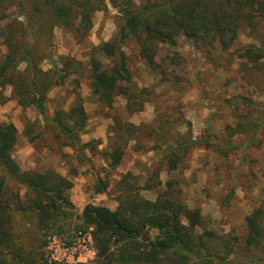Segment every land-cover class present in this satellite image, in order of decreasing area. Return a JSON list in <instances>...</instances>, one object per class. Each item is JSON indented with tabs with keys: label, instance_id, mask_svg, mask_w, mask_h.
<instances>
[{
	"label": "trees",
	"instance_id": "16d2710c",
	"mask_svg": "<svg viewBox=\"0 0 264 264\" xmlns=\"http://www.w3.org/2000/svg\"><path fill=\"white\" fill-rule=\"evenodd\" d=\"M108 1L121 16L118 34L94 48L89 62L91 92L102 107L111 108L116 95L125 97L129 115L141 113L150 103L148 89H138L132 82L130 58L123 50L130 45L137 49L138 61L176 88L179 78L169 79L156 62L160 45L174 46L175 39L182 36L216 66L212 53L217 45L232 44L243 27L261 48L247 49L239 58L253 69H264V27L258 28L264 24V0H141L140 6L136 0ZM11 5L17 14L4 16ZM104 9V0H0V42L6 48L0 61V105L10 100L4 92L11 88V99L18 106L33 107L45 118L47 93L70 76L66 66L41 70L42 62L50 59L53 30L62 28L81 43L92 29L91 13ZM3 20L7 22L2 24ZM97 53L110 59L109 71L97 60ZM181 59L176 53L168 65H179ZM244 105L253 108L248 100ZM86 118L82 100L76 96L68 111H58L51 120L53 130L70 140L79 153L94 147V142L78 143L77 134L85 128ZM179 125L190 126L181 117L171 121L162 114L151 124L137 126L115 120L105 156L112 168L117 167L130 142L134 143L133 151L141 152L147 138L152 150L161 154L167 171H175L188 151L197 146L190 137L174 132ZM237 126L238 131L244 128L243 123ZM16 135L12 124L0 123V264H47L42 255L35 258V252L45 247L38 244L39 234L47 228L48 215L55 216L60 205L69 203L64 193L70 185L54 172H22L11 156ZM160 186L150 179L141 190ZM175 186L168 181L164 192L150 202L140 197L139 189L132 190L126 184L116 210L86 206L81 220L86 229H92L96 254L92 264H236L237 250L252 257L244 260L248 264H264V209H255L245 218L247 237L241 247L237 238L204 229L201 212L188 209Z\"/></svg>",
	"mask_w": 264,
	"mask_h": 264
},
{
	"label": "rangeland",
	"instance_id": "374dc122",
	"mask_svg": "<svg viewBox=\"0 0 264 264\" xmlns=\"http://www.w3.org/2000/svg\"><path fill=\"white\" fill-rule=\"evenodd\" d=\"M104 4V10L91 13L92 29L81 43L62 28L53 30L50 59L42 62L41 70L66 66L70 76L47 93L45 118L33 107L18 106L11 99V88L4 92L10 100L0 105V123L12 124L17 131L11 156L20 170L54 172L70 185L64 193L69 203L60 205L55 216L48 215L47 228L40 232L38 241L45 247L35 252V258L42 255L47 264L94 263L92 229H86L81 220L84 208L116 210L126 184L132 190L139 189L143 199L154 202L168 181L175 182L188 209L201 212L204 229L237 238V244L243 247L247 237L245 218L255 209H264V69H253L239 55L247 49H260L259 42L247 29L239 28L232 44L217 45L212 53L216 66L182 36L175 39L174 46L160 45L156 62L169 79L179 78L176 88L135 58V46L125 47L132 82L138 89H148L146 98L150 100L141 113L129 115L124 96L116 95L108 109L97 103L90 88L91 52L117 36L121 18L108 0ZM136 4L140 6L141 0ZM15 10L9 6L4 16H15ZM263 27V23L258 25L260 30ZM5 53L0 42V61ZM176 53L182 58L179 65H168V59ZM96 58L105 70L111 69L110 59L100 53ZM23 68L21 65L20 70ZM76 96L82 100L87 117L85 128L77 134L78 143L82 146L94 142V147L80 153L70 140L53 130L51 123L58 111L66 112L75 104ZM245 100L253 108H247ZM159 114L171 121L181 117L188 122L189 128L179 125L174 132L197 143L178 169L168 172L161 154L152 150L153 144L147 138L143 140L145 151H133L134 143L130 142L120 164L112 168L105 154L109 152L107 144L114 121L136 126L151 124ZM239 123L244 124L241 131ZM150 179L161 186L141 190ZM19 193L24 199L25 191L21 189ZM236 253V264H248L252 258L239 250Z\"/></svg>",
	"mask_w": 264,
	"mask_h": 264
},
{
	"label": "built area",
	"instance_id": "2783aa9c",
	"mask_svg": "<svg viewBox=\"0 0 264 264\" xmlns=\"http://www.w3.org/2000/svg\"><path fill=\"white\" fill-rule=\"evenodd\" d=\"M85 242V240H83V243Z\"/></svg>",
	"mask_w": 264,
	"mask_h": 264
}]
</instances>
